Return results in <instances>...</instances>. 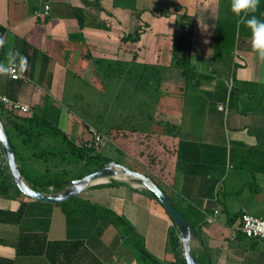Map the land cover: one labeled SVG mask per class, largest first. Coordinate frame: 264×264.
<instances>
[{
	"label": "crops",
	"instance_id": "0c3cea01",
	"mask_svg": "<svg viewBox=\"0 0 264 264\" xmlns=\"http://www.w3.org/2000/svg\"><path fill=\"white\" fill-rule=\"evenodd\" d=\"M133 1L0 0L1 61H16L24 76L0 74V93L31 111L57 112L58 127L79 145L92 125L72 112L76 103L67 93L101 92L95 59L125 63L123 76L115 78L119 85L135 83L145 64L164 66L157 102L146 92L129 114L132 125H114L113 145L125 155L116 162L151 177L197 223L192 249L200 262L264 264V241L237 230L240 216L231 219L237 211L264 217L249 210L254 203L264 209V61L251 49L250 31L238 24L231 0H152L141 11ZM45 2L49 15L37 17ZM181 14L191 28L177 52L208 76L198 88L173 64ZM255 15L264 20V0ZM138 31L137 41L121 39ZM52 137L43 144L55 146ZM62 147L63 140L56 149ZM25 156L24 166L37 177L48 173L66 182L77 175L68 165L72 157L80 160L74 153ZM6 165L1 154L4 174ZM245 182H252L248 193ZM77 197L101 216L68 214L15 188L0 194V264H180L170 240L178 230L148 189L131 179H108ZM104 209L123 217L140 240L127 229L121 233L125 224L110 223ZM209 215L214 221L206 220Z\"/></svg>",
	"mask_w": 264,
	"mask_h": 264
},
{
	"label": "trees",
	"instance_id": "16d2710c",
	"mask_svg": "<svg viewBox=\"0 0 264 264\" xmlns=\"http://www.w3.org/2000/svg\"><path fill=\"white\" fill-rule=\"evenodd\" d=\"M101 10H104L101 5ZM164 13L165 11H161ZM186 17L185 14H181L177 18V23L184 26V29L180 33V36L175 38L172 47V57L173 64L181 70L182 75L184 76L187 84L192 87L198 88L199 82L201 80H208V76L199 73L195 69V65L191 63L189 60L183 59L177 52L178 42L181 37L188 33L191 28V22L189 20H184ZM79 25L82 28L84 26V21L81 17L78 18ZM101 28H107L105 23H101ZM141 31H138L135 35L130 33L122 36V40H133L137 41L140 37ZM77 36L82 37L81 34H77ZM96 64H101V74H103L107 78H119L123 76L125 71V63L118 60L111 59H95ZM164 71V66L145 64L143 69L138 73L135 82L136 91L141 92V94L151 93L153 92L154 100L157 102L159 98V85L162 78V72ZM158 95V96H157ZM0 118L5 126V129L10 137L12 146L14 148L15 154L17 156L18 162L20 164V171L23 178L31 185L33 188L44 191V192H55L59 191L64 187L65 179L61 178L59 175H49L43 174L41 177H37L35 174L28 171L25 164V151H29L30 158H47L50 154H56L57 152L60 156H64L65 152L74 153L80 160L89 161L95 160L98 164L94 168H100L105 165L110 159L102 158L100 153H92L91 149L85 147V141L81 142L79 145L75 144L72 140H70L58 127V114L49 113L46 109L41 112L31 111L30 114H20L10 111L6 109L0 103ZM111 125L106 129L113 128ZM100 132L102 129L97 128ZM133 130H136L135 128ZM45 136H60L61 140L65 142L66 147H62L56 149L55 146L44 145L43 139ZM15 139V142L14 140ZM2 154L1 146H0V155ZM93 170L88 171L91 172ZM83 176V174H77L74 178H78ZM49 185L52 188H49ZM9 188H15V184L8 180V175L4 174L1 170L0 166V194L7 196V190ZM154 196V195H153ZM155 197V196H154ZM156 198V197H155ZM65 212L68 214H93L95 216H101L98 213V208L90 205L88 201L81 197H75L69 201L60 203ZM179 209V208H178ZM180 210V209H179ZM104 211L109 214L111 217L108 219L110 223L122 222L125 224L127 229V233L130 236H133L138 241L140 237L136 235L134 229L131 225H129L125 219L119 215H117L113 211H109L104 209ZM181 211V210H180ZM192 223L194 227H196V222L192 220L188 213L182 212ZM243 214L242 211H237L232 214V221H234L237 217ZM231 221V222H232ZM245 236V235H244ZM248 239H253L249 238ZM171 244L174 248L179 247V237L174 232L171 231L170 235ZM203 264L202 262H200ZM182 264H185L183 262Z\"/></svg>",
	"mask_w": 264,
	"mask_h": 264
},
{
	"label": "water",
	"instance_id": "95a60500",
	"mask_svg": "<svg viewBox=\"0 0 264 264\" xmlns=\"http://www.w3.org/2000/svg\"><path fill=\"white\" fill-rule=\"evenodd\" d=\"M0 146L3 158L8 167L6 175L8 180L15 184L17 189L27 197L34 200L60 204L79 196L90 184L99 180L122 174L119 179H131L137 185L148 189L161 203L179 233V247L176 250L177 260L180 264H201L197 254L192 250V242L198 240V233L189 219L172 203L167 194L148 175L133 170L125 164L110 160L105 165L97 168L81 177L65 182L64 187L55 192H44L33 188L23 178L20 164L12 146L10 137L0 118Z\"/></svg>",
	"mask_w": 264,
	"mask_h": 264
},
{
	"label": "rangeland",
	"instance_id": "374dc122",
	"mask_svg": "<svg viewBox=\"0 0 264 264\" xmlns=\"http://www.w3.org/2000/svg\"><path fill=\"white\" fill-rule=\"evenodd\" d=\"M133 4H136L135 6L141 11L144 7L152 6V0H134ZM133 82L134 81L132 80L129 83L126 82L119 85L117 79L107 78L101 74V92L98 93L97 91L92 92L90 90H84V92L82 91V93H79V97H75L73 93H67V95L71 96V100H74L76 103V106L72 108V112L77 117L83 118V120L89 125H92L88 127L96 129L100 128L102 129L101 132L106 135L107 140L98 152L101 154L102 158H109L113 161H122L123 158H125L124 153L118 151L113 145L112 137L114 127L109 130L106 128L111 125L114 126L118 122L121 124L123 123V126L125 127L132 125L131 123L133 120L129 114L136 110L137 104L141 103V99L144 96L141 92L136 91V86ZM84 87L85 86L83 85V88ZM143 103L145 104L144 101ZM52 138L54 140L52 139L49 142L55 144V147H58L61 143V137L55 136ZM13 140L15 142V139ZM70 160L71 161L68 164L69 168H71L76 174H87L88 171L94 170L98 164L95 160L81 161L74 157ZM6 166L5 169L7 170ZM240 180H242V178H240ZM250 180L252 181V179ZM251 185L252 182H245L242 184L245 193L250 191V187H252ZM249 210L251 213L264 216V209L259 210L256 203L250 205ZM117 224L121 223L118 221ZM118 228L121 233H123V230H126V227L123 225H120Z\"/></svg>",
	"mask_w": 264,
	"mask_h": 264
},
{
	"label": "built area",
	"instance_id": "2783aa9c",
	"mask_svg": "<svg viewBox=\"0 0 264 264\" xmlns=\"http://www.w3.org/2000/svg\"><path fill=\"white\" fill-rule=\"evenodd\" d=\"M50 13V5L45 2L42 10H36L37 17H45ZM0 74H6L13 79L23 78L18 71V65L16 61H12L8 64H4L1 61L0 55ZM0 103L12 112L20 114H30L31 106L27 103H22L18 100H13L8 96L0 93ZM219 109L226 110L224 105H219ZM89 137L85 140V147L92 150V153H97L104 146L107 137L104 133L100 132L96 128L88 127ZM215 213L217 210L214 211ZM208 222L214 221V216H208L206 219ZM237 230L244 234L246 237L256 240L264 241V217L252 215L244 212L240 217L237 225Z\"/></svg>",
	"mask_w": 264,
	"mask_h": 264
},
{
	"label": "clouds",
	"instance_id": "9594fccd",
	"mask_svg": "<svg viewBox=\"0 0 264 264\" xmlns=\"http://www.w3.org/2000/svg\"><path fill=\"white\" fill-rule=\"evenodd\" d=\"M260 0H231V11L239 17L238 24H242L250 31L251 49L261 61H264V20L255 13Z\"/></svg>",
	"mask_w": 264,
	"mask_h": 264
},
{
	"label": "bare ground",
	"instance_id": "6f19581e",
	"mask_svg": "<svg viewBox=\"0 0 264 264\" xmlns=\"http://www.w3.org/2000/svg\"><path fill=\"white\" fill-rule=\"evenodd\" d=\"M124 176L122 174H115L114 176H111V177H106V178H100L99 180L93 182L92 184H95V183H99L101 181H104V180H108V179H119V178H123ZM90 184V185H92ZM192 248V247H191ZM193 250V249H192ZM194 252V250H193Z\"/></svg>",
	"mask_w": 264,
	"mask_h": 264
}]
</instances>
